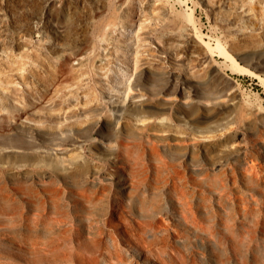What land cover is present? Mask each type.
I'll list each match as a JSON object with an SVG mask.
<instances>
[{"label":"rangeland","instance_id":"1","mask_svg":"<svg viewBox=\"0 0 264 264\" xmlns=\"http://www.w3.org/2000/svg\"><path fill=\"white\" fill-rule=\"evenodd\" d=\"M68 29L69 35H60ZM203 39L219 41L244 66L264 62V0H0V180L11 190L10 204L18 212L36 210L13 186H37L31 167L21 163L33 158L35 147L49 145L52 125L75 128V139L100 148V130L116 118V127L126 124L128 139L145 134L144 152L137 146L130 152L143 171L135 210L147 216L134 225V242H148L170 264H264V227L257 222L264 189L229 182L218 202L216 186L196 180L199 171L223 180L232 176L218 175L223 166L213 165L210 140L176 138L173 130L147 126L169 113L201 123L208 114L231 113L253 123L235 135L240 150L250 148L249 135L264 145V82L236 69ZM127 107L140 109L143 122L131 118ZM150 107L156 113L150 115ZM55 136L68 148L75 142L57 131ZM149 141L158 145L156 154ZM47 149L38 147L39 153ZM257 164L264 178V159ZM119 176L100 180L110 185ZM185 200L190 207L184 211ZM70 203L64 195L65 208ZM108 208L100 201L90 212L99 229L89 233L88 221L82 228L85 252L95 254L97 264H150L106 221ZM10 235L13 248L23 247L19 230ZM12 257L0 264H33Z\"/></svg>","mask_w":264,"mask_h":264},{"label":"bare ground","instance_id":"2","mask_svg":"<svg viewBox=\"0 0 264 264\" xmlns=\"http://www.w3.org/2000/svg\"><path fill=\"white\" fill-rule=\"evenodd\" d=\"M187 14L191 20L192 8L188 7ZM39 19H42V16ZM59 33L65 37L71 33V30L68 29L64 33L59 30ZM202 34L199 29L196 30L197 36H202ZM203 42L210 48L216 49L219 56L231 62L239 71L264 82V73H262L264 62L256 61L252 65L244 66L219 41L215 45H211L206 39H203ZM180 85L184 87V85L188 86V83L180 82ZM127 88L130 89L129 85ZM127 111L131 118L143 122L145 115L140 109L127 107ZM147 111L150 115L156 113L152 107ZM105 114L106 118L109 117V113ZM158 117L159 119L152 121L153 124H147V126L154 125L162 130H173L177 133L176 138L190 134L192 139L210 140V143L213 144L216 149V155L212 159L213 165L223 166L222 172L218 175L226 177L227 174H230L232 176L223 180L212 177L209 172L202 174L199 171L196 180L200 182L202 179L208 186H216L218 202H222L229 182L241 181L245 186H248L246 183H249L262 193L264 178L260 175L257 164L260 158L264 159L262 140H258V135H249L251 136V145H249L250 148L244 150H240V145L234 141L240 128L247 130L253 128V123H246L243 115L240 118H235L231 116V113L208 114L202 123L199 119H191L187 114L169 113V116L161 117L159 115ZM106 118L103 117V119ZM108 119L109 121L103 125L105 129L100 130L101 133L99 132L102 138V142H98L100 148L88 146L89 141L86 139L83 140L80 137L75 139L74 137L78 134L75 128L66 130L57 123L52 125L50 130L53 136L49 145L35 147L34 151L36 152L33 153V158L21 163L22 167H31L38 184L33 187L16 181L13 188L25 192L29 196V202L36 209L32 214L26 211L18 212L10 204L11 190L0 180V233L4 234V236H0V263L16 255L33 262V264H59L62 261L69 262V264H97L96 255L89 254L84 250L86 245L82 241L86 237L82 228L88 221L87 225L93 228L89 233L94 234V230L99 229L98 226L94 228L92 225L95 216L90 212L100 201H106L109 208L104 218L108 223L114 225L117 231L121 232L122 239L135 251V256L149 261L150 264H170L165 257L152 251L148 242L139 241L138 243L134 242L132 238L134 225L146 221L147 216L135 210L137 201H141L139 190L143 180V171L140 159H132L130 152L134 146L142 147L144 152V144L141 139L145 134L144 132H135L136 139H132V136L131 139H128L127 137L130 135L126 124L122 123L121 127H116L117 119ZM56 131L63 137L75 139V142L68 148L69 145L63 144L55 138ZM139 133L141 134L139 135ZM211 140L213 141L211 142ZM104 141L111 144L104 145ZM192 143L198 145L195 142ZM38 147L50 148V151L54 150V152L50 153L47 149V152L39 153ZM201 147L206 152V148ZM148 148L152 154H156L159 149L153 141H149ZM58 152H63V154L56 155ZM118 160H123L126 164L120 167L117 164ZM84 169L86 172H83ZM119 169L123 172H120ZM117 172L120 176L113 184L108 185L100 180L104 177L110 178ZM64 195H68L71 199L70 205L67 204L66 208L63 204ZM32 196L33 198H31ZM182 206L184 211L190 207L186 200L182 202ZM243 206L245 214H248L249 206L246 204ZM157 219L163 223L162 218L158 216ZM76 221L78 222L77 226L70 224V222ZM257 222L264 227V213L258 214ZM17 230L22 235V242L19 241V244L23 247L18 246L16 249L13 248L12 239L9 237Z\"/></svg>","mask_w":264,"mask_h":264}]
</instances>
